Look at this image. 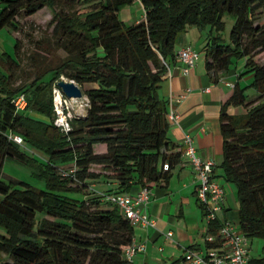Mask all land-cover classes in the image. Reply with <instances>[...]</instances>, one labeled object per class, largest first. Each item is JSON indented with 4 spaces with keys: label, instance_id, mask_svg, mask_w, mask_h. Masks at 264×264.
Listing matches in <instances>:
<instances>
[{
    "label": "trees",
    "instance_id": "obj_1",
    "mask_svg": "<svg viewBox=\"0 0 264 264\" xmlns=\"http://www.w3.org/2000/svg\"><path fill=\"white\" fill-rule=\"evenodd\" d=\"M76 4L82 9L66 13L60 8ZM129 4L0 0V30H16L20 13L32 16L47 7L54 25L52 47L65 54L55 67L18 87L11 79L12 67L18 66L17 41L16 58L0 60L8 67L0 72V255L6 257L0 264H129L124 250L133 240V227L104 198L168 182L178 154L168 153L166 103L158 90L187 26L209 27L207 71L223 74L233 60L244 59L242 75L252 74L248 87L236 84L222 108L221 169L236 189L239 228L248 238H261L264 249V23L257 19L264 16V0H141L144 19L127 26L118 13ZM224 14L233 18L228 42L221 34ZM256 54L262 63L254 60ZM61 76L83 89L88 104L84 117L70 119L68 132L54 125L52 91ZM247 88L254 94L247 96ZM19 94L26 100L21 111L12 103ZM230 106L244 112L230 115ZM10 134L19 135L22 146L12 143ZM7 159L30 168L45 189L20 180L3 182ZM99 177L114 187L89 197L88 190H94L89 181ZM216 229L208 227L213 234ZM249 264H264V256L251 257Z\"/></svg>",
    "mask_w": 264,
    "mask_h": 264
},
{
    "label": "crops",
    "instance_id": "obj_2",
    "mask_svg": "<svg viewBox=\"0 0 264 264\" xmlns=\"http://www.w3.org/2000/svg\"><path fill=\"white\" fill-rule=\"evenodd\" d=\"M118 17L125 25L130 26L144 19V11L140 3L131 1V4L118 13ZM262 18L264 19V16ZM197 30L193 32L195 43L206 45L210 30L205 36L203 30ZM187 34L184 33L179 42L176 40L174 57L167 66V76L159 84L158 90L159 98L166 103L167 137L171 146L168 153L178 154V159L169 169L168 182L151 183L145 187L150 192L145 212L155 222V226L133 227L132 239L144 243L146 250L144 254L133 256L129 264H180L186 248L202 250L205 246L204 238L208 225L196 200V175L183 155L186 150L183 143L185 135L191 137L199 159L212 160L215 163L214 177L224 188V218L225 212L232 209L230 207L234 198L237 202L235 189L231 184L223 183L225 180L221 169L223 138L220 118L223 105L231 97L234 86L237 84L240 88L248 87L252 74L242 75L245 68L237 72V68L230 69L231 66L223 74L207 71L204 61L199 59L194 67L185 73V65L176 57V53L185 47L193 49V40L191 37L186 39ZM228 83L231 86H228ZM248 89L250 88L245 90L247 96V93L251 92H247ZM243 112L240 107L230 106L227 109L230 115ZM170 114L177 116V119L169 120ZM31 117L46 120L35 114ZM104 181L103 177L94 180L100 182V186L105 185L107 190L114 187V184ZM92 186L94 190L98 189L97 184ZM141 189L142 187L134 186L126 194L134 195ZM168 233H171L170 237H167Z\"/></svg>",
    "mask_w": 264,
    "mask_h": 264
},
{
    "label": "built area",
    "instance_id": "obj_3",
    "mask_svg": "<svg viewBox=\"0 0 264 264\" xmlns=\"http://www.w3.org/2000/svg\"><path fill=\"white\" fill-rule=\"evenodd\" d=\"M141 3V0H131ZM185 65L184 72L193 68L199 54L190 47L180 49L176 53ZM231 86V84H227ZM67 99L56 86L52 91V101L55 112L54 125L63 132L70 130V117H66L63 105ZM17 111L24 109L26 100L23 94L17 95L12 100ZM169 120L174 121L177 116L169 115ZM8 139L17 146H22L23 140L17 134H10ZM183 143L186 145L184 158L193 169L197 178L196 200L205 212V220L208 227L211 224L217 226L216 233L208 230L204 238L205 246L201 249L189 247L185 249L184 256L180 264H249L250 245L249 238L239 228L224 217L218 215L223 213L224 188L214 177L215 163L212 160L202 161L195 153L192 139L185 135ZM164 170H168V165L164 164ZM101 196L102 194L99 193ZM150 192L147 188H142L134 195L115 194L108 195L104 199L118 207L132 227L149 228L154 227L155 222L150 219L145 212V207L149 201ZM171 233L167 234L170 237ZM146 245L132 240L131 244L125 248L124 254L128 263L137 254H144Z\"/></svg>",
    "mask_w": 264,
    "mask_h": 264
},
{
    "label": "rangeland",
    "instance_id": "obj_4",
    "mask_svg": "<svg viewBox=\"0 0 264 264\" xmlns=\"http://www.w3.org/2000/svg\"><path fill=\"white\" fill-rule=\"evenodd\" d=\"M64 12H72L78 9H82L81 5H74V7H69L68 5L61 6ZM52 13L51 11L45 7L35 13L32 16H25L20 13L15 18V23L17 26L16 30H11L9 28H3L0 30V60L4 59L7 55L12 58H16L14 43L15 41L18 42V49H17V58H18V66H14L11 69L12 72V82L14 87L24 86L28 83H31L39 74H41L44 70L50 69L55 67L57 63L60 62L62 58H64L65 54L62 51H57L52 47V43H55V38L52 33L53 24H51ZM258 21L262 24L264 23V19L262 17L257 18ZM222 23L224 24V28L221 31L222 38L224 41L228 42V36L230 32V28L233 24V18L228 15L224 14L221 18ZM196 27H189L187 26L185 31L180 33L177 37V41L183 37L184 33H188L186 39L192 38L193 50L199 54V60L204 61L205 56V45H201L200 43H195L194 39V31H198ZM205 34L209 32V27L203 30ZM98 54L102 55V49H97ZM254 60L257 63H262V56L260 54H256L254 56ZM0 62V72H7L8 67L6 64ZM245 67V60L239 61H232V65L230 69L237 68V72H240ZM51 75H47L45 80H49ZM63 77V76H61ZM65 79H68L64 77ZM60 79V78H59ZM245 83H243L244 85ZM83 92V89H81ZM251 90V92H249ZM249 93H253L252 89H248ZM248 96H250V94ZM87 98L83 94V97L78 100H83V102L87 105ZM64 114L66 117L72 118H79L84 117L86 115V109L84 112H80L73 108L72 101L67 100L66 103L63 105ZM86 107V108H87ZM242 109V107H240ZM28 150V149H27ZM30 153V152H29ZM91 171L95 173H102L103 169L99 166H92ZM1 180L5 183H8L10 180H20L25 181L30 184L33 188L38 190L45 189V184L40 179L34 177L31 173V169L12 160L7 159L2 167V176ZM92 184H97L96 190L89 189V197L91 196H100L99 193H104L107 191L105 185L100 186V182L89 181ZM105 183V181H104ZM108 183V182H106ZM225 185H230L226 181L223 182ZM232 185V184H231ZM94 189V186H92ZM96 187V186H95ZM235 189V187L232 185ZM102 190V191H101ZM236 192V189H235ZM91 193V194H90ZM236 201L234 198V202L232 203V209L225 212L226 216L225 219L232 222L234 225H238L237 220V211L235 209L238 208V200L236 196ZM223 217L222 213H218ZM249 245H250V256L252 258L264 256V249H263V240L258 237L249 238ZM0 259H6V257L1 254Z\"/></svg>",
    "mask_w": 264,
    "mask_h": 264
},
{
    "label": "water",
    "instance_id": "obj_5",
    "mask_svg": "<svg viewBox=\"0 0 264 264\" xmlns=\"http://www.w3.org/2000/svg\"><path fill=\"white\" fill-rule=\"evenodd\" d=\"M56 86L67 99H81L83 97L81 88L73 80L60 77L56 82ZM87 109L88 107L86 111Z\"/></svg>",
    "mask_w": 264,
    "mask_h": 264
},
{
    "label": "bare ground",
    "instance_id": "obj_6",
    "mask_svg": "<svg viewBox=\"0 0 264 264\" xmlns=\"http://www.w3.org/2000/svg\"><path fill=\"white\" fill-rule=\"evenodd\" d=\"M70 100L72 101L73 108L76 109L77 112L78 111L84 112V109H86L87 105L83 102V100H78V99H70Z\"/></svg>",
    "mask_w": 264,
    "mask_h": 264
}]
</instances>
